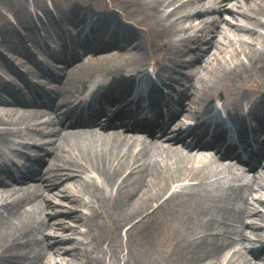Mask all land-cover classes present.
Here are the masks:
<instances>
[{
  "label": "bare ground",
  "instance_id": "obj_1",
  "mask_svg": "<svg viewBox=\"0 0 264 264\" xmlns=\"http://www.w3.org/2000/svg\"><path fill=\"white\" fill-rule=\"evenodd\" d=\"M113 1L123 13L96 21L37 5L27 43L4 21L0 264H264V0H234L231 20L228 0ZM175 90L165 121L159 106ZM211 102L238 144L214 155L233 137L212 123L217 140L195 134Z\"/></svg>",
  "mask_w": 264,
  "mask_h": 264
},
{
  "label": "rangeland",
  "instance_id": "obj_2",
  "mask_svg": "<svg viewBox=\"0 0 264 264\" xmlns=\"http://www.w3.org/2000/svg\"><path fill=\"white\" fill-rule=\"evenodd\" d=\"M236 2L234 0H228L225 1V4L223 3L222 5L226 6L227 10L220 11L221 17H226L227 19L231 20L230 15L228 14V7L232 6V8H236ZM37 5L44 6L45 8L49 9L53 14L56 15L57 18H63L62 13L58 12V8L63 11V10H69L71 7L77 8L79 12H84L85 14H94V13H117L118 12L121 14L123 13L122 10L117 6V4L113 0H0V32L3 33L4 28L2 27L4 25V21H8L9 26L13 27L15 31L22 36L25 35L27 32L24 31L23 27V21L28 20L29 15L31 14L32 17L36 20V15L41 17L40 11L37 9ZM210 14H214L210 12ZM78 23V22H77ZM76 23V25H77ZM40 26V25H39ZM57 27L59 31L61 32H66L70 30L69 24L65 21H59L57 24ZM144 28V26H142ZM159 27V26H158ZM152 31L154 32L153 28ZM150 31L149 32V37H154L155 34ZM2 33L0 34V50L1 52L4 53V47H3V42H2ZM39 33L42 34V30L39 31ZM23 34V35H22ZM19 37V38H20ZM26 42L25 39H22ZM23 41V42H24ZM27 43V42H26ZM6 52V51H5ZM5 55L9 58H12V54L6 52ZM45 58V56H43ZM13 59V58H12ZM152 59H146L145 64H147L148 67L149 65V70L154 69V63L152 62ZM233 63V61H231ZM247 66L249 67V64L247 63ZM144 67V68H145ZM183 71V70H182ZM62 73V72H61ZM177 91H174V93ZM178 93V92H177ZM26 141V140H25ZM41 154L43 158H45V164L43 165V169L47 166L46 164L48 163L47 161V156L44 155L43 153H37ZM44 161V159H43ZM47 161V163H46ZM189 181L187 180H182L179 181L177 184H185ZM193 183V181H192ZM221 187V186H220ZM223 188V187H221ZM213 189V188H211ZM61 194V193H60ZM61 197H55V200H60ZM64 205H68V203L63 202ZM65 207V206H64ZM257 209H260L261 211L263 210V206L256 204ZM63 208H60L58 210H62ZM55 212L49 214L51 217V220H54L57 218ZM258 224H260L262 227L264 226V222L260 220H256ZM165 233L164 235L168 234L166 230H164ZM123 234V232H121ZM71 238V235L69 236ZM258 245H260L258 243Z\"/></svg>",
  "mask_w": 264,
  "mask_h": 264
}]
</instances>
